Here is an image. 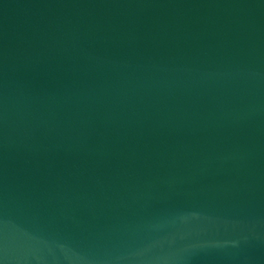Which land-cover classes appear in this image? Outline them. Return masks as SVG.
Here are the masks:
<instances>
[{"label": "water", "instance_id": "obj_1", "mask_svg": "<svg viewBox=\"0 0 264 264\" xmlns=\"http://www.w3.org/2000/svg\"><path fill=\"white\" fill-rule=\"evenodd\" d=\"M0 264H264V0H0Z\"/></svg>", "mask_w": 264, "mask_h": 264}]
</instances>
